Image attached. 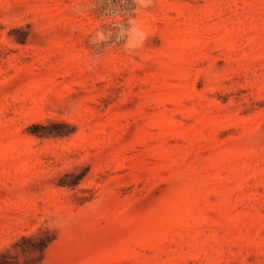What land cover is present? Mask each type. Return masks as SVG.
I'll use <instances>...</instances> for the list:
<instances>
[{
	"label": "rangeland",
	"instance_id": "374dc122",
	"mask_svg": "<svg viewBox=\"0 0 264 264\" xmlns=\"http://www.w3.org/2000/svg\"><path fill=\"white\" fill-rule=\"evenodd\" d=\"M0 264H264V0H0Z\"/></svg>",
	"mask_w": 264,
	"mask_h": 264
}]
</instances>
